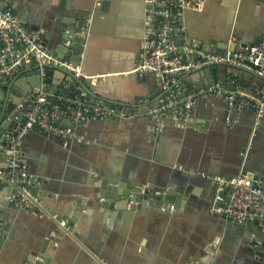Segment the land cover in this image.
<instances>
[{
    "label": "crops",
    "instance_id": "crops-1",
    "mask_svg": "<svg viewBox=\"0 0 264 264\" xmlns=\"http://www.w3.org/2000/svg\"><path fill=\"white\" fill-rule=\"evenodd\" d=\"M104 1L106 10L94 18L81 55L80 69L87 77L79 79L92 84L88 77H96V88L124 104L116 106L123 115L82 120L76 131L86 142L66 141L37 128L25 133L22 158L34 177L30 188L40 204L29 209L0 206V264H26L27 255L39 249L48 234L54 239L45 253L47 264H93L94 259L101 264H264V251L256 253L253 233L209 212L214 186L202 176L235 177L244 169L260 175L264 185V121L255 125L248 107L228 113L223 95L205 93L198 95L184 121L173 109L159 119L156 129L151 114L158 105L160 80L152 74H144L145 79L131 74L141 60V41L151 19L145 13L152 1ZM80 3L87 1L0 0V7L40 29L48 48L61 58L53 26L62 22L58 16L65 19L67 4ZM183 20L187 32L180 45H199L215 53L225 43L233 50L244 49L240 43L264 38V0H203L202 8L185 13ZM230 31L234 37L227 40ZM25 69L20 65L7 76L16 85L12 97L21 95L18 82ZM58 78L55 72L52 80ZM216 79L225 89L239 86L249 95L264 94V80L244 69L220 65ZM74 91L68 90V95ZM16 121L8 118L5 124L12 129ZM4 164L0 152V167ZM113 177L165 184L181 201L169 210L146 208L124 216L119 211L111 217L100 205L99 190ZM37 178L53 182L40 188Z\"/></svg>",
    "mask_w": 264,
    "mask_h": 264
},
{
    "label": "built area",
    "instance_id": "built-area-1",
    "mask_svg": "<svg viewBox=\"0 0 264 264\" xmlns=\"http://www.w3.org/2000/svg\"><path fill=\"white\" fill-rule=\"evenodd\" d=\"M151 1L156 6L157 20L153 30L144 32L140 46L141 63L134 71L139 75L157 76L162 90L175 85L168 96H172L169 102L152 111L156 129L160 124L159 119L173 109L184 121L198 95L205 93L223 95L228 113L248 107L251 109L255 125L264 121V94L249 95L243 93L239 86L237 89L229 90L218 83H211L196 92L175 99L181 89H177L181 74L206 65L244 69L264 79V38L249 44L245 51H235L227 44L222 54L205 51L199 45H180L178 41L187 32L183 11L200 10L203 0ZM70 39L71 35H68L66 44H70ZM21 60L24 61L22 66L26 69L32 64L36 65L39 81L33 88V96L23 97L16 104L18 123L16 128L5 135L6 144L3 152L6 158L0 172L9 183L7 194L9 205L18 209H29L32 206L38 207L40 199L30 188L34 177L29 174L22 158V141L25 133L37 128L46 135H57L66 141L76 138L86 142L87 139L76 131V126L82 120L114 118L123 113L120 109L110 108L98 102L64 99V96L51 94L50 84L44 80L49 68L65 69L75 78L87 76L81 72L80 66L53 54L40 29L26 26L18 14L11 9L0 7V73L7 74L2 80L4 85L8 82L9 71L17 65L20 66ZM88 78L92 83L96 80L94 76ZM179 103L180 107L172 108L174 104ZM64 120L66 122H63ZM202 176L214 186V196L209 208L211 214L220 215L237 224H248L253 221L260 225L264 224V185L259 179H253L248 173H240L235 177L211 173H202ZM3 236L4 227L0 220V238Z\"/></svg>",
    "mask_w": 264,
    "mask_h": 264
},
{
    "label": "water",
    "instance_id": "water-1",
    "mask_svg": "<svg viewBox=\"0 0 264 264\" xmlns=\"http://www.w3.org/2000/svg\"><path fill=\"white\" fill-rule=\"evenodd\" d=\"M87 3L82 5L81 3L77 6H65L63 11V16H58L57 19L61 20L60 24H55L53 26L52 32L57 34L58 40L61 41L60 50L63 52L61 58L68 59L72 64L83 66L82 60V51L84 49V44L86 41L87 32L92 30V22L94 18L98 15L99 12L106 10V2L101 0L96 4V0H86ZM148 11L145 13V16H149L150 25H145V29L147 31L153 30L155 28L157 18L154 15L155 4L150 2L148 4ZM189 11H195L191 9H185L183 11V16L185 13ZM23 21V20H22ZM23 23H25L23 21ZM149 27H151L149 29ZM144 32V28H143ZM67 35H71L70 44H66ZM144 35V34H143ZM229 37H234L233 32H228L227 40ZM143 38V37H142ZM226 40V42H227ZM241 46H245L244 49H239L235 51H245L248 45L240 43ZM238 44V46H240ZM226 43L222 49L219 50L218 54H222L225 50ZM236 48V47H235ZM208 51V50H207ZM140 52V50H139ZM210 52V50H209ZM31 56H33V52H31ZM141 60H139V64ZM24 64V61L21 60V65ZM220 65H206L200 67L198 69H190L181 74L179 78V82L184 81L185 86L180 90V93L176 95L175 99H179L188 95L190 92H196L200 88L205 87L211 83H217L216 74L218 67ZM20 66L17 65L13 67L9 73H13L15 69H18ZM229 67V66H228ZM230 68V67H229ZM82 71V69H81ZM57 72L59 74V78L56 81L52 80L54 73ZM252 72V71H250ZM254 73V72H252ZM23 76L21 77V81L18 82L21 88V95L18 98L12 97L11 92L16 93V85L9 81L8 84H2V80L6 78L7 74L0 73V141L2 143V148H0V152H3V146L6 144L5 135L10 133L17 126V121L14 123L12 129L7 128L8 126L5 124L8 118H17V113L14 111L16 104L26 96H33V88L37 86L39 81V76L36 73V65H30L25 71H23ZM138 77L139 74L136 72L131 73ZM255 74V73H254ZM257 75V74H256ZM98 78V77H97ZM142 79H145V75H141ZM203 80L200 82L199 80ZM187 79L191 80V83H188ZM47 83L50 84V93L54 95L60 96H68L72 99H78L84 102H98L110 108H116V106L124 107L123 103H119L114 99H110L108 96H105L103 92H101L98 88H96L95 84H91L89 82H85L79 78H75L71 72H68L62 68H49L46 71L45 79ZM264 80V79H263ZM175 85H171L168 89L162 90L161 84L160 89L161 92L158 96V105L155 108L160 107L163 104H167L169 100L172 98L170 94L173 91ZM58 88L54 91V88ZM234 88V87H233ZM68 90H75L71 95H68ZM165 96L163 100L161 97ZM49 99H51L49 97ZM181 106V103L174 104L172 108H178ZM4 157L6 158L5 154ZM3 169V167H0ZM241 173H245L244 169ZM260 175L257 173L253 174V179H259ZM52 180H45L41 178L36 179L37 186L41 188V185L45 183H52ZM9 189V183L6 181L4 176L0 172V191H3V195H0V206L3 203H8L7 194ZM42 190V189H41ZM43 192V191H42ZM174 192L173 188L167 189L165 184H142V183H134L128 181H120L118 177L109 178L106 180L103 187L99 190V197L102 199L100 205L102 208L106 210H110L111 217L115 214V212L121 211L123 216L125 213H129L136 210L153 208L159 210H169L171 207H177L178 201H181L179 197H173L172 193ZM173 198V202L169 203V201ZM103 212V216H104ZM251 233L254 234L253 244L255 246L256 253L261 254L264 251V224L260 225L256 221H253L248 224H238ZM65 230L64 227H60ZM68 232V231H66ZM53 236L48 234L46 238L42 241L39 249H35L31 251L26 257V264H47L45 253L47 252V247L51 242H53ZM101 264L98 259H94L93 264Z\"/></svg>",
    "mask_w": 264,
    "mask_h": 264
}]
</instances>
